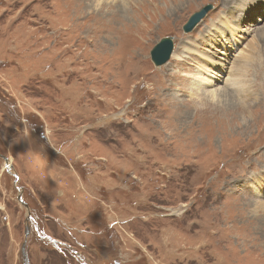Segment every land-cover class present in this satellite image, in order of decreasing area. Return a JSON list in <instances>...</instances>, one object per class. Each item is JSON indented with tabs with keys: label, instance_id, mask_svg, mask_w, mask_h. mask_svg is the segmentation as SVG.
Listing matches in <instances>:
<instances>
[{
	"label": "rangeland",
	"instance_id": "obj_1",
	"mask_svg": "<svg viewBox=\"0 0 264 264\" xmlns=\"http://www.w3.org/2000/svg\"><path fill=\"white\" fill-rule=\"evenodd\" d=\"M240 1L0 0V264H264V6ZM231 78L252 108L226 131Z\"/></svg>",
	"mask_w": 264,
	"mask_h": 264
},
{
	"label": "bare ground",
	"instance_id": "obj_2",
	"mask_svg": "<svg viewBox=\"0 0 264 264\" xmlns=\"http://www.w3.org/2000/svg\"><path fill=\"white\" fill-rule=\"evenodd\" d=\"M246 0H241L240 1V3H239V5L241 6L242 5V3L243 2H245ZM248 1V0H247ZM248 4H250V6H252V0L251 1H248ZM263 7L264 6V0H259L258 2H257V9L259 8V7ZM256 9V13H257V10ZM229 11H230V9H228ZM250 15V14H249ZM251 17V15L250 16H248V19ZM221 21L222 20H220V21H218V23L220 24V25H218V24H214V26L215 25H217V26H215V28H216V30L218 31V32H220V30L221 29H223L228 23L227 22H225V20H223L222 22L223 23H221ZM221 24H225L224 26H221ZM231 28V27H230ZM232 29V28H231ZM230 30V29H229ZM231 31V30H230ZM233 32V33H232ZM231 33V38L233 39V37H234V35L236 34L234 31H231L230 32ZM263 35H264V33H262ZM225 35H228L227 33H225ZM230 38V39H231ZM231 39V40H232ZM234 40V39H233ZM262 42L261 43H263V45H264V37L262 38V40H261ZM207 43H205V45H206ZM204 49V48H203ZM194 55L195 54H193V57H194ZM210 56H212V61H210L208 64H207V68H208V70L210 71L211 69H209V68H211L212 66H217V68L218 67H220V66H224L225 65V63L226 62H224V60H226V58L225 59H222V58H220V56L218 55H211V54H209ZM199 60V59H198ZM210 65H212V66H210ZM203 69V68H202ZM238 69H239V67H238ZM246 69H248V68H246ZM203 71H206V70H204L203 69ZM207 72V71H206ZM246 72V71H245ZM202 74V73H201ZM243 74H244V72H242L241 71V68L239 69V71H237V73L236 72H234L233 74H232V76L231 77H233L234 75H237L238 77L240 76V78L241 79H239V83L240 82H242V76H243ZM234 78V77H233ZM233 78H231L230 80H228V82H227V85H226V87H225V90H223V100H222V102H221V105L219 106L221 109H223V111L225 112V114H226V117H228V116H231V120L233 119V120H235L233 123H229V121H230V119L229 118H227L226 119V121H227V123H226V125H227V127H226V131H231V130H237V127H236V124L238 123V121L241 119V118H243V121L244 120H246V121H248L247 119H246V117H247V115H246V113H248V112H250V110H249V108L251 109L252 107L250 106L249 108H248V106L245 108V107H241L240 105H239V103H236L237 101L235 100V96H239L240 94L241 95H244V96H247L248 94H249V96L251 95V93L250 92H248L247 91V88H245L246 89V91H241V89L240 90H238L239 91V93H236V95H234L233 96V94H234V92L232 93V91H228V87H232L231 85H237L238 83H236V81L233 79ZM236 78V77H235ZM195 81H193L192 83H194ZM192 83H191V86H192ZM214 83V81H212V82H210V84L212 85ZM239 86V85H238ZM241 86V85H240ZM194 88L195 89H197L198 91L199 90H201V88L199 87V86H197V84L196 83H194ZM234 88H236V87H234ZM227 89V90H226ZM193 90V89H192ZM218 90V89H217ZM194 91H196V90H194ZM204 92V91H203ZM217 92V91H216ZM210 94L212 93V92H209ZM218 93V92H217ZM252 95H253V93H252ZM219 96V95H218ZM217 96V97H218ZM241 98V97H240ZM240 98H239V101H240ZM215 99V98H214ZM220 99V98H219ZM237 99H238V97H237ZM255 99V98H254ZM242 101H240V103H241ZM207 104V103H206ZM237 107L238 108H240L241 109V113H243L244 114V117L243 116H241L240 114H237ZM244 108H245V110H244ZM222 113V112H221ZM224 114V113H223ZM221 115V114H220ZM238 115H240V116H238ZM225 117V116H224ZM240 118V119H239ZM245 126H248V128H252L250 125H248L247 123H245L244 124ZM239 126V125H238ZM221 126H219L218 128H220ZM225 127H223V128H221V129H219L218 130V133H220L221 131H223V129H224ZM231 129V130H230ZM254 179L256 180L255 182H257V184L255 185L256 187H259L262 191H264V173H259V174H257V175H255L254 176ZM262 194H264V193H262Z\"/></svg>",
	"mask_w": 264,
	"mask_h": 264
},
{
	"label": "water",
	"instance_id": "obj_3",
	"mask_svg": "<svg viewBox=\"0 0 264 264\" xmlns=\"http://www.w3.org/2000/svg\"><path fill=\"white\" fill-rule=\"evenodd\" d=\"M211 8L212 5L209 4L204 8H202L199 12L194 13L190 17L188 22L183 26V31L185 33H190L196 27V25L206 16V14ZM174 47H175V42L173 36H166L161 40H159L157 44L154 46V48L151 50V60L154 63V65L156 67H161L165 65L170 60L172 53L174 51ZM2 157L5 161L6 168L11 166L9 163V158H7L6 156H2ZM20 202L24 204L22 200H20ZM26 235L28 236V233H26ZM22 251H23L24 260L26 263H28L29 258L26 253V243L24 244Z\"/></svg>",
	"mask_w": 264,
	"mask_h": 264
},
{
	"label": "clouds",
	"instance_id": "obj_4",
	"mask_svg": "<svg viewBox=\"0 0 264 264\" xmlns=\"http://www.w3.org/2000/svg\"><path fill=\"white\" fill-rule=\"evenodd\" d=\"M44 162H45V163H47V161H46V160H45Z\"/></svg>",
	"mask_w": 264,
	"mask_h": 264
}]
</instances>
